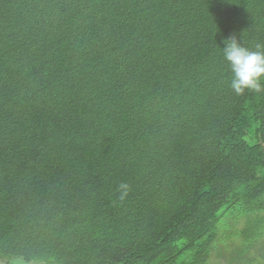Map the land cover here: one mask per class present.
I'll return each instance as SVG.
<instances>
[{"label":"trees","instance_id":"obj_1","mask_svg":"<svg viewBox=\"0 0 264 264\" xmlns=\"http://www.w3.org/2000/svg\"><path fill=\"white\" fill-rule=\"evenodd\" d=\"M232 35L264 46V0H0V264H264Z\"/></svg>","mask_w":264,"mask_h":264},{"label":"clouds","instance_id":"obj_2","mask_svg":"<svg viewBox=\"0 0 264 264\" xmlns=\"http://www.w3.org/2000/svg\"><path fill=\"white\" fill-rule=\"evenodd\" d=\"M222 55L231 71L230 87L237 94L242 95L245 90L261 91L264 81V50L257 45V50L244 47L235 35L223 41ZM128 185L121 183L118 187L120 199L128 194Z\"/></svg>","mask_w":264,"mask_h":264},{"label":"rangeland","instance_id":"obj_3","mask_svg":"<svg viewBox=\"0 0 264 264\" xmlns=\"http://www.w3.org/2000/svg\"><path fill=\"white\" fill-rule=\"evenodd\" d=\"M214 264H222L221 260H217L216 257H214Z\"/></svg>","mask_w":264,"mask_h":264}]
</instances>
